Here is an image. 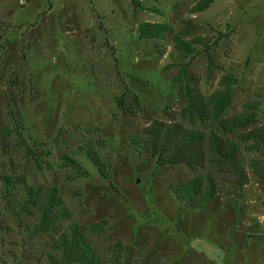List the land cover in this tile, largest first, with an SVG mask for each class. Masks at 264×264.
<instances>
[{
  "label": "rangeland",
  "instance_id": "1",
  "mask_svg": "<svg viewBox=\"0 0 264 264\" xmlns=\"http://www.w3.org/2000/svg\"><path fill=\"white\" fill-rule=\"evenodd\" d=\"M198 1L142 0L145 10H133L130 0H0V131H13L0 143V173L56 186L72 212L60 228L77 221L101 264H264V190L254 181L236 213L222 207L221 196L194 211L171 190L193 174L159 167L129 144L155 119L190 124L180 118L185 100L172 82L179 66L171 58L172 38L189 17L198 26L194 35L209 45L226 35L210 49L212 60L203 47L192 59L201 92L208 96L232 73L237 84L226 115L257 100L256 125L264 123V0H214L190 14ZM142 22L165 23L168 31L161 39H141L136 27ZM17 122L31 145L44 144L41 165L27 159L14 133ZM78 147L93 148L110 178ZM62 155L88 176L63 166ZM251 158H264V144ZM223 189L229 199L228 186ZM103 220L102 232L90 230ZM30 223L15 221L0 197V264H49L56 236L31 239Z\"/></svg>",
  "mask_w": 264,
  "mask_h": 264
},
{
  "label": "trees",
  "instance_id": "2",
  "mask_svg": "<svg viewBox=\"0 0 264 264\" xmlns=\"http://www.w3.org/2000/svg\"><path fill=\"white\" fill-rule=\"evenodd\" d=\"M213 2L214 0H199L189 9V13H202ZM130 4L133 10H145L142 0H130ZM197 29L194 19L185 18L181 29L172 38L174 47L171 58L176 59L179 66L172 82L178 85V96L185 100V106L179 112L180 118L187 119L190 124L155 119L132 136L129 144L135 151L151 156L159 167H182L193 174L181 184L172 185V193L178 202L188 204L194 211H202L214 198L221 196L226 200L222 207L236 213L247 185L254 181L264 190V158L247 160L248 154L258 151L264 144V123L256 125L260 102H245L241 111L226 115L237 84L232 73L222 75L218 88L208 96L201 92L198 79L190 70L192 59L200 55L199 47H203L209 61L212 60L210 49L226 35L219 33L218 38L209 45L206 37L194 35ZM167 31L168 25L165 23L142 22L136 27L138 36L144 40L161 39ZM115 102L119 108L126 110L121 98H117ZM136 103L138 105L137 100ZM127 111L133 113L131 110ZM14 127V133L24 148L27 159L37 166L41 165V154H48L41 150L44 144L31 145L32 137L26 139L22 136L26 129L18 122ZM12 132V129L2 128L0 143L7 140ZM34 146L40 150H34ZM38 151L40 155L37 154ZM77 151L96 167L104 180L110 178L107 164L93 148L78 147ZM62 159L63 166L71 168L79 176H88L72 157L62 155ZM0 183V197L8 214L21 226L25 225V218L31 220L26 226L31 239L41 235L56 236L50 244L51 252L47 254L49 264L102 263L77 221L68 223L64 229L60 228L62 222L70 220L72 212L64 205L56 186L44 189L40 185L28 184L22 175L7 173H0ZM225 186L230 190L226 191L229 199L224 194ZM111 187L114 188L112 185ZM107 225L108 222L103 220L90 226V230L102 232ZM117 248L115 252L122 250L121 245Z\"/></svg>",
  "mask_w": 264,
  "mask_h": 264
}]
</instances>
